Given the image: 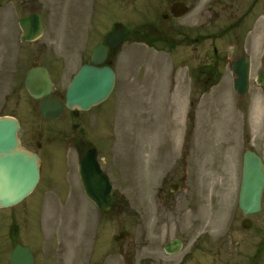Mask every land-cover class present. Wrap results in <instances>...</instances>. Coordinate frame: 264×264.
Wrapping results in <instances>:
<instances>
[{
	"label": "rangeland",
	"instance_id": "1",
	"mask_svg": "<svg viewBox=\"0 0 264 264\" xmlns=\"http://www.w3.org/2000/svg\"><path fill=\"white\" fill-rule=\"evenodd\" d=\"M173 1L0 0V116L20 121L26 147L37 150L39 140L57 149L56 157L42 152L35 191L0 209V264H10L16 241L37 253L36 264H264V202L250 230L243 229L246 216L238 207L243 154L253 150L264 158V86L256 82L264 73V0H212L207 33L199 32L195 6L210 0H180L191 12L175 24L191 33L175 35L163 17L171 18ZM34 11L44 35L22 43L18 19ZM117 26L125 28L126 41L113 55L117 80L110 97L77 119L69 112L45 119L25 89L27 72L44 66L64 94ZM245 53L251 88L241 97L232 64ZM52 130L84 135L97 148L123 193L114 209L102 214L86 198L76 153L65 150L63 132L48 139ZM50 173L60 187L48 182ZM175 184L179 189L171 191ZM59 188L69 191L55 195ZM52 216L65 225L63 234L54 231L60 227ZM123 230L130 238L115 242ZM174 239L184 247L168 255L164 246Z\"/></svg>",
	"mask_w": 264,
	"mask_h": 264
},
{
	"label": "water",
	"instance_id": "2",
	"mask_svg": "<svg viewBox=\"0 0 264 264\" xmlns=\"http://www.w3.org/2000/svg\"><path fill=\"white\" fill-rule=\"evenodd\" d=\"M176 17L184 16L188 8L183 3L174 4L172 8ZM180 12V13H177ZM23 31L21 41L32 42L43 34L41 17L37 14L19 20ZM124 39L123 29L112 33L107 45L98 46L92 53L91 64L85 65L71 82L66 95V107L71 110H89L105 101L115 85V72L110 66L97 67L103 64L109 48H118ZM111 61H107L110 64ZM237 75L234 82L235 91L247 96L250 87V59L240 58L233 66ZM258 83L264 85V75L259 76ZM53 81L46 68L36 67L28 72L26 88L29 94L40 101V112L46 118L58 119L64 114V104L57 98L50 97L54 92ZM20 124L12 117L0 118V208H9L28 197L36 188L40 179V158L22 149L17 137ZM80 177L87 196L100 210L107 211L114 206L113 186L103 173L97 161V151L92 149L82 158ZM264 195V162L253 151L243 156L242 183L240 188L239 207L246 215H253L262 210ZM251 220L244 221L243 226L249 229ZM130 236L122 232L116 240ZM179 240L168 243L165 251L169 254L181 250ZM11 264H34V257L28 247L18 246L11 255Z\"/></svg>",
	"mask_w": 264,
	"mask_h": 264
},
{
	"label": "flooded vegetation",
	"instance_id": "3",
	"mask_svg": "<svg viewBox=\"0 0 264 264\" xmlns=\"http://www.w3.org/2000/svg\"><path fill=\"white\" fill-rule=\"evenodd\" d=\"M175 2H184V1H180V0H174L173 1V3H175ZM172 3V4H173ZM24 4L26 5V2H24ZM198 5H199V7H200V24H199V32L200 33H207L208 31H207V21H208V18H207V13H208V11H209V8H208V3H203L202 4V1L200 2V3H197V5L195 6V9H197L198 8ZM210 6H213V5H210ZM196 11V10H195ZM166 17V18H165ZM164 18H165V20H170V21H172L171 22V25H170V28H169V30H168V33H173L174 35L176 34V33H191V30H186V29H184L183 27L185 26V25H182V24H175V21H176V19H174L173 17H172V19L170 18L169 19V16L168 15H164ZM154 33V32H153ZM155 33H159V32H156L155 31ZM161 33H163V32H161ZM197 41H199V39H196ZM215 53H217V51L215 50ZM109 57H111V51H110V55H109ZM86 63V62H85ZM84 62L82 63V65L83 64H85ZM209 79H210V76H207V78H206V82H208L209 81ZM55 95L57 96V97H59V98H61V99H63V97L65 96V92H64V94H62V93H59L58 91H56V93H55ZM70 113V115H71V117L73 118V119H77V118H79V116H80V112L78 111V110H74V111H70L69 112ZM83 126H85V125H83ZM74 127H75V129H79L80 127L78 126V124H75L74 125ZM84 128V127H83ZM50 132H52V133H50V135L48 136V139H50L51 138V140H53L54 139V137H57L58 136V138H60L61 137V135L60 134H62V132H63V134H65L66 135V139L65 140H63V143H64V147H65V150H67L68 148H73V150L75 151V153H76V156H77V158H78V160H80L84 155H85V153L91 148V146L86 142V141H84V139L82 138L84 135H79V137H77V133H73V134H71V133H67L66 131H61V130H59V131H57V133H55V130H52V131H50ZM82 134L84 133V131L82 130V132H81ZM55 134V135H54ZM43 135L45 136V134H43V133H39L38 134V137H39V139H42L43 138ZM81 136V137H80ZM63 138V137H62ZM47 139V140H48ZM73 140H75L74 142H73ZM21 141H22V144H23V146L25 147V148H27L28 150H30V151H32V152H35V153H38L39 155H40V157H41V160H42V162H43V158H44V156H43V154L44 155H48L49 157H51V156H54V157H56V153H55V151L57 150V149H53V151H54V153H53V151H51V150H49L48 149V147L49 146H45L44 144H43V142H41V141H37L36 143H35V146H36V148H37V150H33V149H31V145H29V143L28 142H26L27 143V146L28 147H26L25 146V144H24V141L22 140V138H21ZM49 144V143H48ZM30 147V148H29ZM68 147V148H67ZM42 152H43V154H42ZM53 154V155H52ZM52 165V162L50 163V166ZM53 176V175H52ZM172 188H174V189H176V191L179 189L178 188V185L176 184L175 186H172L171 187V191H173L172 190ZM61 192H64V193H66V192H68V191H57V193L58 194H60ZM162 192H164V190H162ZM56 193V192H55ZM56 193V194H57ZM169 193H171V192H169ZM174 193V192H173ZM115 195L116 196H119V195H121L119 192L117 193V192H115ZM168 198H169V195L167 196ZM15 234V235H14ZM13 235L14 236H19V232L18 233H13ZM18 243H15V245L14 246H16ZM14 248V247H13Z\"/></svg>",
	"mask_w": 264,
	"mask_h": 264
},
{
	"label": "bare ground",
	"instance_id": "4",
	"mask_svg": "<svg viewBox=\"0 0 264 264\" xmlns=\"http://www.w3.org/2000/svg\"><path fill=\"white\" fill-rule=\"evenodd\" d=\"M256 34H259V33H256Z\"/></svg>",
	"mask_w": 264,
	"mask_h": 264
}]
</instances>
